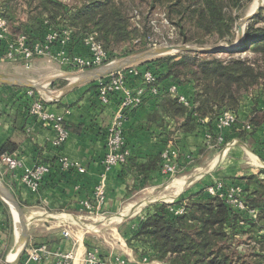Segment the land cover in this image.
Here are the masks:
<instances>
[{
    "label": "crops",
    "instance_id": "1",
    "mask_svg": "<svg viewBox=\"0 0 264 264\" xmlns=\"http://www.w3.org/2000/svg\"><path fill=\"white\" fill-rule=\"evenodd\" d=\"M70 45H54V48L60 50L67 47L70 50ZM82 47L81 43L76 44L71 46V50L80 52ZM5 61L1 60L0 63ZM28 64L30 72H39L29 79L48 82L56 77L49 76L58 69L57 61L49 55L36 57ZM69 68L65 70L70 72ZM63 75L57 76L62 78ZM97 83L96 80L80 85L49 104L52 111L64 116L69 129L68 139L60 148L53 144L57 136L53 127L41 122L30 112L33 97L43 94L35 90L32 96L29 89L0 84V181L15 195L26 215L31 218L30 241L26 253L34 245L44 244L48 255L41 264H57V252H71L74 255L71 264H83L86 251L101 244L99 241L102 235L98 232L110 228L116 234V240L112 239L107 241V245L99 246L106 258L120 255L142 261L146 256L148 261L144 264H166L151 259L147 245L134 239L132 234L124 236L120 233V228H138L140 219L144 217L141 215L142 209L147 202L140 206V202L131 201L140 192L163 185L162 177L165 175L161 169H157L145 181L131 162L107 168L104 161L107 127L114 120L119 99L116 97L112 103L102 106ZM179 89L189 96L194 93L191 84H181ZM258 89L264 92L263 86ZM263 99L264 96L258 98L253 93L243 97L238 111L239 119L243 124L251 122L253 128L225 130L226 141L233 142L230 146L217 144L215 137L211 142L207 141L206 135L211 127L206 121L190 133L174 131L172 120H168L165 127L151 123L149 115L155 111L160 100L147 99L141 107L131 110L123 123L126 147L130 150V156L137 158V161L160 153L171 145L176 149L179 169L175 179L183 178V186L173 194L174 198H168L170 201L184 197L180 194H184L188 186L192 185H196L193 192L218 181L230 188L240 187L242 177L259 175L264 168V118L259 124L252 121L264 112ZM5 154L19 158L22 166L11 170L3 161ZM61 155L70 160L72 168H64L59 163ZM40 163L47 164L49 169L40 189L32 191L21 179L23 169ZM192 170H195L193 175L189 173ZM171 184L168 187L174 188ZM99 186L105 190L104 199L100 202L96 197V188ZM61 214L70 216V219H61ZM67 228L71 235L66 237L63 231ZM15 232L12 208L0 195V264L8 258ZM90 232L96 234L91 235Z\"/></svg>",
    "mask_w": 264,
    "mask_h": 264
},
{
    "label": "trees",
    "instance_id": "2",
    "mask_svg": "<svg viewBox=\"0 0 264 264\" xmlns=\"http://www.w3.org/2000/svg\"><path fill=\"white\" fill-rule=\"evenodd\" d=\"M145 1L151 9L158 4L164 7L168 19L178 27L182 42L203 46L208 36L232 43L236 23L250 0ZM138 6L136 0H80L70 6L61 0H0V15L7 19L13 36L28 32L34 37L32 40H44L50 30L31 34V26L37 22L45 25L44 28L50 26L59 38L66 36L64 30L70 29L71 46L95 35L106 50L127 46L131 54L149 49L150 37L155 35L150 25L152 12L144 14L140 27L133 24L132 13ZM54 45H60V40ZM4 46V42H0V54L4 53ZM244 50L252 51L254 57L222 59L216 53L180 52L156 58L166 63L162 71H154L159 81L165 83L164 87L169 83L193 85L190 99L197 107L192 109L165 94L158 98L160 101L149 115V121L165 127L168 120H172L174 131L185 133L194 132L206 121L210 132L215 134L214 123L224 111L238 112L246 94L261 86L264 89V14L261 9L246 25L241 45L229 53ZM60 82L64 80L56 79L52 85L61 87ZM263 118L264 112L252 121L259 124ZM162 153L149 155L142 161L129 155L127 162L147 181L154 170H162ZM241 180L239 184L247 206L258 210L256 218L218 195L210 196L203 188L175 202L177 208L184 206L182 213L168 210L167 204H155L153 210L140 219L138 228L132 229V237L147 245L151 259L166 264H264V235H259L264 228V168L259 175L244 176ZM229 188L226 186V190ZM239 231L247 238V243L243 244L250 245L254 241L256 250L249 253L242 250L243 244L236 243L235 238ZM25 258L24 254L22 260Z\"/></svg>",
    "mask_w": 264,
    "mask_h": 264
},
{
    "label": "built area",
    "instance_id": "3",
    "mask_svg": "<svg viewBox=\"0 0 264 264\" xmlns=\"http://www.w3.org/2000/svg\"><path fill=\"white\" fill-rule=\"evenodd\" d=\"M132 18L135 20V25L140 27V13L138 10H134ZM165 19L167 22V18ZM152 24L156 25V22L152 20ZM64 33L66 36L59 38L55 30H50L44 40L31 42L29 36L26 34L13 36L7 19L0 15V42H4L5 44L4 53L0 54V61L6 59H24L31 61L36 57L46 54L64 66L75 68L80 71L100 66L108 62L109 52L104 48L102 43L95 38V35H89L83 39L81 42L83 51L76 52L68 50L66 47L54 53L53 48L57 40H60V45L62 46H66L67 43H69L71 32L65 30ZM150 41V48L168 45V43L159 42L154 37H150ZM123 70L124 69L108 75V78L100 79L97 83L99 101L102 106L112 103L116 97L119 99V108L115 113L114 120L107 127V151L104 161L108 169L118 165H124L127 162V157L130 155V150L126 147L125 128L123 123L131 110L141 107L147 99L160 98L165 94L177 98L180 102L192 109L197 107V103L191 100L188 94L180 91L179 84L170 83L167 87H164L159 81V75L153 70L142 71L139 68L131 69L128 72H123ZM29 90V94L33 96L34 91L32 89ZM33 98V102L30 106L32 116L53 127L57 134L56 138L53 140V144L60 148L69 136V129L65 124L64 116L57 114L49 108V104L53 99L43 95ZM262 108L264 109V99ZM214 126L217 133L214 135V133L208 132L206 135L207 141L211 142L215 137L217 144H226V146H230L233 142L226 141V136L224 134L225 130L236 128L251 130L253 128L251 122L244 124L240 122L238 112L233 110L224 111L215 121ZM162 156L164 159L162 167L163 174L169 177L175 176L179 169L177 160L178 153L176 149L171 145L163 151ZM3 161L11 170H16L22 166V162L19 158L9 154L3 155ZM59 163L67 169L73 167L70 160L64 155L59 157ZM48 169V165L45 163H40L29 168L24 167L21 179L32 191H38ZM225 190L226 186L219 181L205 188V191L210 196L218 195L230 205L247 211L250 217L256 218L258 210L251 209L247 206L242 194V189L239 186ZM104 196V187H97L96 197L98 201L100 202L103 200ZM85 204L87 206L89 205L87 202H85ZM172 210L176 214H179L184 212L185 208L182 206L172 208ZM63 233L66 237L71 235L69 228L65 229ZM47 255L48 250L46 245H34L27 252L26 258L23 260L21 259V262L22 264H29L31 262L41 264L44 262ZM73 256L71 252H57V264H71ZM147 261L146 256L142 261L127 259L120 255L106 258L98 247H93L86 251L83 264H144Z\"/></svg>",
    "mask_w": 264,
    "mask_h": 264
},
{
    "label": "rangeland",
    "instance_id": "4",
    "mask_svg": "<svg viewBox=\"0 0 264 264\" xmlns=\"http://www.w3.org/2000/svg\"><path fill=\"white\" fill-rule=\"evenodd\" d=\"M61 1L64 2L65 4H67L68 6L75 5V4H78L80 2V0H61ZM253 2H254V0H250L248 2L247 6L242 10V14H241V18L240 19L244 18L249 13ZM136 3L139 5L137 10L140 13V20H143V16H144L145 13L152 12L149 15L151 17V20H154L156 22V25L152 24V21L150 22V25L152 26V30L155 33L154 38L156 40H158L161 43L189 44V45L202 47V46H200V45H198L196 43H192V42L191 43H184V42L181 41V35L179 34L178 27L176 28V26L174 25V22H172V21H170V19H168V15H167L166 11L164 10V7L162 8V6L158 4L156 7L151 9V7H150L151 5L149 3H147L145 0H136ZM261 10H262V12L264 14V3H263V6H262ZM133 14H134V11H133L132 15ZM165 18H167V20H168L167 22H166ZM24 19H25V17H24ZM240 19L237 21V23L240 21ZM132 22H133V24H135V20L133 18H132ZM237 23H236V25H237ZM45 24L47 25L46 22H45ZM44 26L45 25H43V24L41 25L40 23L33 22L32 26H31L32 27L31 34L37 35V33H39V32L42 33L44 31V29L46 31L51 30L50 26H47L45 28H44ZM10 30H11L12 33H14L13 29L10 28ZM26 35L29 36V39L31 40V42L34 41V40L31 39V38H34V37L29 35L28 32H27ZM235 43L238 44V28H236V35H235L234 41L232 43H229L227 41H218V39L215 36H208V37H206V42L203 45V47H213V46H217V45H225V46L229 45L230 46V45H233ZM67 44H70V42L67 43ZM132 48L133 49H138V47H131V49ZM69 49L71 50V45H70ZM128 49L129 48L127 46H120V47H118L116 49H112V50L110 49L111 51L107 50L109 52L108 62L112 61V60L120 59V58L125 57L127 55H130V53H128ZM53 50H55V51L57 50L58 51V49H55V48H53ZM215 53H216V56H218V57H220L222 59H229L231 57H239V56L250 57V58L254 57V53L252 51H249V50H244V51H241V52H234V54H230L229 51H219V52H215ZM131 54H133V53H131ZM28 63H30V61H27V60H24V59H18V60H11V59L8 60V59H6L5 63H0V70H4V71H6L8 73H11L13 75H16V76H19V77H23V78H28V77H31L32 75L36 76L37 73H39V72H36V71H34V73L30 72ZM67 67L68 66H64L63 64H61V63H59L57 61L56 68H58V69L54 70L52 73H50L49 76H57V75H63V74L66 75V74H69V73L73 74V73L80 72V70L68 67L70 69V72H69L68 70H65V68L68 69ZM165 67H166V63L165 62H160V61L156 60V58H153V59H150V60H147V61H144V62H140V63H136L134 65H131L129 68H125L123 70V72H128L129 70L134 69V68H137V69L139 68L142 71L153 70L155 72H158V71L160 72ZM105 78H108V76H106V77H104L102 79H105ZM128 78H129V76H128ZM58 79L64 80V82H66V83L60 82V84H62L61 87H58V86L54 87L52 85V83L50 85H48L49 86L48 88L50 90H52V92H54V93H58L59 90L65 84H67V82H68L66 80V78H63V77L62 78H58ZM99 80H97V81H99ZM26 89H28V88H26ZM34 90H36V89H34ZM259 90L260 89H256L254 92H252L255 96H258V98L264 96V92L261 93ZM39 92L41 93V95L43 94V96L47 97V95H46V93L44 91L39 90ZM189 173L191 175H193L195 173V170H192ZM176 177H177V175L173 176V177H169V176H165L164 177L163 176L162 177V181L164 182L163 185H160L158 187H152V188H149L146 191H142L131 201L132 203L140 202L138 204V205L141 204L140 206L144 205L145 202H147V204L144 207V209H142V214H141L142 216H145L148 212L153 210L155 204H167L168 210H171V211H173L172 208H177L176 205H175L176 204L175 202L178 201V200L170 201L171 199L169 200L168 198H162L161 197L162 195H165V196H167L169 198H174L173 193H175V189L172 188V187L169 188L168 186L171 183H176L179 180H181V178L175 179ZM195 184L202 185L201 183H195ZM194 190H196V185H195V187L193 185L192 186H188V188L184 191L185 193L184 194L181 193L180 195L185 196V194H189L190 192H193ZM238 194L241 195L240 193H238ZM149 197H153L152 199H154V200H152V199L149 200L148 199ZM155 197H156V199H155ZM140 206L138 208H140ZM63 215L65 217H69L68 219H70V216H68L66 214H63ZM132 229H135V228H129V229L120 228L119 230H120V233H122V235L125 236V234L128 233L129 236H130L132 234V233H130V231ZM263 229L264 228H262L259 231V235L260 236L264 235V230ZM99 233L102 235L100 237L99 243H101V244L99 246L107 245V241H110L112 239L116 240V238L114 237V236H116V234H114V231H112L110 228L106 229L104 232H102V231L98 232V234ZM89 234L92 235V234H96V233L95 232H90ZM237 235L238 236L235 237L238 240L237 242L235 241L236 243H238L240 245H241V243L242 244L243 243H247L246 236L245 235H241L240 231L238 232ZM132 236H133V234H132ZM14 242H15V237H14ZM253 242L254 241H252L250 243V245L249 244L248 245L247 244H243L242 250L244 252H246V253H249L252 250H256L254 248V246L256 244L253 243ZM12 243H11V245H13ZM99 246L94 245L91 248L98 247L100 249V251L102 252V249ZM24 254H27L26 251H25ZM3 263L4 262H2V264Z\"/></svg>",
    "mask_w": 264,
    "mask_h": 264
},
{
    "label": "water",
    "instance_id": "5",
    "mask_svg": "<svg viewBox=\"0 0 264 264\" xmlns=\"http://www.w3.org/2000/svg\"><path fill=\"white\" fill-rule=\"evenodd\" d=\"M263 6V0H260V5L251 13L247 14L244 18L240 19L237 23L238 28V47L243 42L245 36V27L260 11ZM237 48L231 49L225 45H217L213 47H198L189 44H168L158 47H152L146 50L138 51L133 54L127 55L120 59L109 61L100 66L92 67L77 73L63 75V78L67 79V84H65L57 93L54 95L52 90H50L48 85L53 82L55 79L61 77L56 76L48 80V82H38L33 79L23 78L16 75H13L8 72L0 70V84L9 85L13 87H21L28 89L42 90L46 93L47 96L52 99H58L62 95L71 91L72 89L96 80L102 79L108 75L116 73L122 69H125L136 63L144 62L153 58L166 56V55H175L180 52H196V53H215L219 51H233ZM0 195L2 198L13 208L16 212L14 213L16 228L18 229L19 244L20 250L14 260L9 261L8 259L4 264H19L22 256L27 250L29 241H30V225L31 218H29L20 202L17 200L15 195L4 186L0 181Z\"/></svg>",
    "mask_w": 264,
    "mask_h": 264
},
{
    "label": "bare ground",
    "instance_id": "6",
    "mask_svg": "<svg viewBox=\"0 0 264 264\" xmlns=\"http://www.w3.org/2000/svg\"><path fill=\"white\" fill-rule=\"evenodd\" d=\"M263 3H264V0H263ZM258 5H260V0H254V2H253V4H252V6H251V8H250V11H249V13H251V12H253L257 7H258ZM248 13V14H249ZM228 48H231V49H234V48H237L238 47V44H233V45H228L227 46ZM185 180V179H184ZM171 186H173L174 188H175V192H179L181 189H182V186H183V178L181 179V180H179L178 182H176V183H172L171 184ZM172 192V191H171ZM170 193V192H169ZM173 194H175V193H173ZM162 198H169V197H167V196H165V195H162L161 196ZM131 205V204H130ZM141 205V204H140ZM136 207V206H135ZM13 211H14V213L16 214V212H15V210H14V208H13ZM124 212V211H123ZM40 217V216H39ZM60 218L61 219H65V220H69L68 218L69 217H65L63 214L62 215H60ZM118 218V217H117ZM122 218V217H121ZM33 219V218H32ZM36 219V218H35ZM39 219V218H38ZM56 219H58L57 217H56ZM64 220V221H65ZM39 221V220H38ZM38 221H36V223L38 222ZM112 222V221H111ZM114 222V221H113ZM19 250H20V244H19V236H18V229L16 228V232H15V242H14V244H13V246H12V248H11V250H10V252H9V254H8V260L9 261H12V260H14L15 259V257L17 256V254H18V252H19Z\"/></svg>",
    "mask_w": 264,
    "mask_h": 264
}]
</instances>
